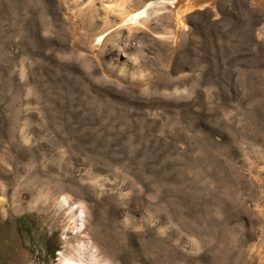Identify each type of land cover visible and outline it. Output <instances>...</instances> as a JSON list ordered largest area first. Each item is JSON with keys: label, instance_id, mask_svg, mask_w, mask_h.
Returning <instances> with one entry per match:
<instances>
[{"label": "rangeland", "instance_id": "374dc122", "mask_svg": "<svg viewBox=\"0 0 264 264\" xmlns=\"http://www.w3.org/2000/svg\"><path fill=\"white\" fill-rule=\"evenodd\" d=\"M181 1L0 0V264H264V0Z\"/></svg>", "mask_w": 264, "mask_h": 264}, {"label": "bare ground", "instance_id": "6f19581e", "mask_svg": "<svg viewBox=\"0 0 264 264\" xmlns=\"http://www.w3.org/2000/svg\"><path fill=\"white\" fill-rule=\"evenodd\" d=\"M251 1L258 6H262L260 4V2L263 0H251ZM214 2H215V0H182L181 2H179L177 4L176 7H174L175 8V17H176V19H179L180 15L182 16L181 13L188 11L189 9L190 10L193 8L199 9V8H203L205 6L213 7ZM123 7H120L121 8L120 9L121 15L124 14ZM144 16H145V9L142 11H139V12L137 11V12L132 13L130 15H124V17L122 18L121 21L124 25H126V24L135 25L138 23V20L144 18ZM59 207L61 209H65L67 211V213L69 214V223L72 224L71 229L72 230L76 229L77 228L76 222L79 219H81V217L78 216L77 211H75L76 209H74L69 204L68 200L64 197H62L61 200L59 201ZM79 227L82 228V224H80ZM62 264H82V263L80 261H75L72 258H66V259H64V262Z\"/></svg>", "mask_w": 264, "mask_h": 264}]
</instances>
